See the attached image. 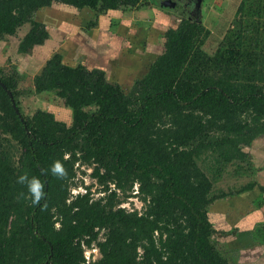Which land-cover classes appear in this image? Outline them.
I'll use <instances>...</instances> for the list:
<instances>
[{
	"label": "trees",
	"instance_id": "trees-1",
	"mask_svg": "<svg viewBox=\"0 0 264 264\" xmlns=\"http://www.w3.org/2000/svg\"><path fill=\"white\" fill-rule=\"evenodd\" d=\"M169 1L182 16L128 93L59 51L45 60L31 93L60 100L68 123L41 109L23 115L12 77L0 74V264H236L220 254L215 237L229 231L215 229L207 208L253 189L252 205L264 207L255 182L215 186L224 174L253 173L242 149L264 137V0H240L210 54L199 13L186 15L195 0ZM151 2L0 0V41L28 24L17 52L45 43L49 33L31 15L53 3L97 15ZM126 198L139 202L138 214L118 207ZM257 228L237 233L248 235L242 249L264 246ZM91 248L97 256L86 261Z\"/></svg>",
	"mask_w": 264,
	"mask_h": 264
},
{
	"label": "rangeland",
	"instance_id": "rangeland-1",
	"mask_svg": "<svg viewBox=\"0 0 264 264\" xmlns=\"http://www.w3.org/2000/svg\"><path fill=\"white\" fill-rule=\"evenodd\" d=\"M239 1L195 0V3L193 1L189 7L186 12L187 17L197 11L201 25L209 31V36L202 47L206 53H212L227 30L231 29V21ZM156 6L151 3L137 11H114L97 15L82 10L76 11L57 3L36 10L31 15V21L38 26L41 25L49 33L45 43L32 46L28 51L17 52L19 40L33 28L28 24L20 27L13 37H6L0 41V74L12 77L15 91L19 93L17 101L22 114L30 116L36 109H41L51 113L56 121L69 122V112L62 106L60 100L50 94L31 93L32 78L40 71L45 60L56 51L65 54L63 55L64 63L74 66L75 62L71 60L76 56V59L82 60L83 64L90 68L89 50L85 44V37L92 36L93 32L102 36L103 40L106 39L103 41L106 48L110 47H108V37L113 36L112 46L114 47L111 51L117 52H114L115 55L110 58V49L108 52L105 50L104 57L108 58L107 60L112 59L111 61L119 67L114 68V65L110 63H103L99 68L104 70L109 82L114 83L124 93H128L132 83L143 76L147 67L161 52V35L168 27L176 26L182 16L168 7ZM112 24H115L114 28ZM59 28H61L60 33H54ZM85 28L91 33H84ZM82 40L83 43H81ZM101 45L100 49L104 50L105 47L102 43ZM121 67L124 68L123 71ZM242 152L249 154L253 173L249 172L240 177L224 174L215 185L217 189L237 188L248 182H255L264 187V137L253 142L250 149L243 148ZM81 180L85 186L90 184V180L85 176H82ZM91 189L94 190V187L92 186ZM81 190L76 189L74 192L75 194L83 193ZM256 197H258V191L253 189L239 196L215 201L207 208L208 219L215 229L230 232H224L218 238L215 237L220 254L224 255L227 252L226 256L224 255L226 259H235L236 264H264V246L248 243L247 247L242 249L241 241L248 235L237 236L239 232H244L246 235L247 231L253 230L256 226L264 229V207L255 209L252 205ZM262 198L264 199V195ZM124 203H128L130 208L139 207V202L133 198H128ZM257 227L255 231H258ZM261 234L264 233L260 232L258 235ZM239 238L242 239L239 240Z\"/></svg>",
	"mask_w": 264,
	"mask_h": 264
},
{
	"label": "crops",
	"instance_id": "crops-1",
	"mask_svg": "<svg viewBox=\"0 0 264 264\" xmlns=\"http://www.w3.org/2000/svg\"><path fill=\"white\" fill-rule=\"evenodd\" d=\"M108 39H109V41H108V47L109 48H106L105 46H104V43H103V39L101 38V37H99V35L98 34H94V32H93V34H92V36H88L87 38L85 37V44H87L86 46H87V48H88V50H89V53H88V57H89V63H90V65H89V67L90 68H98V69H100L99 67H101V64H103V63H110L111 65H114L113 67L114 68H116V67H119V65H117L115 62L113 63V61H111L112 59H110V60H107L108 58H105L104 57V52H105V50H106V52H108V50L110 49V52H111V54H110V58H113V56L115 55V53L114 52H117V51H114V52H112L111 51V49H112V47H114V46H112L113 44H114V39H112V37H108ZM102 41V42H101ZM112 41H113V43H112ZM81 43H83V40H82V42ZM101 43L103 44V46L105 47L104 48V50L102 51L101 49H100V47H102V45H101ZM106 45V44H105ZM126 50V49H125ZM126 52V51H125ZM118 55H116V57H117ZM71 61H73V62H75V65H77V64H81V65H83V66H86V67H88L87 65H85V64H83V62H82V60H79V59H76V56H75V58L74 59H72ZM106 61V62H105ZM122 63H124V62H122ZM74 65V66H75ZM92 65V66H91ZM122 68V67H121ZM123 69L124 68H122L121 69V71H123ZM100 70H102V69H100ZM103 71V73H104V70H102ZM145 71V70H144ZM146 72H144V74H145ZM143 74V75H144ZM104 77H105V79H106V76H105V73H104ZM107 80V79H106ZM108 81V80H107ZM218 231H219V229H217ZM239 233H241V232H239ZM241 238H239V240H240Z\"/></svg>",
	"mask_w": 264,
	"mask_h": 264
},
{
	"label": "water",
	"instance_id": "water-1",
	"mask_svg": "<svg viewBox=\"0 0 264 264\" xmlns=\"http://www.w3.org/2000/svg\"><path fill=\"white\" fill-rule=\"evenodd\" d=\"M151 1H152L151 3H153V5H157V6H160V7H168V8L172 7L171 3H169L170 2L169 0L168 1L167 0L166 1H160V2L158 0H151ZM0 87H3V86L0 84ZM6 95H7L8 99H9V101H10V104H11V107H12L14 113L17 114V110H16V108L14 106V103H13V101L11 99L10 92L6 91Z\"/></svg>",
	"mask_w": 264,
	"mask_h": 264
},
{
	"label": "built area",
	"instance_id": "built-area-1",
	"mask_svg": "<svg viewBox=\"0 0 264 264\" xmlns=\"http://www.w3.org/2000/svg\"><path fill=\"white\" fill-rule=\"evenodd\" d=\"M78 190H81L80 188H77ZM76 190V189H75ZM74 189L73 190H70V194H75V191ZM82 191V190H81ZM128 203H124V204H121L119 205L120 208H128ZM97 256V251L96 249L94 248H91V249H87L83 252V257L84 259L87 261L89 258H92L94 259L95 257Z\"/></svg>",
	"mask_w": 264,
	"mask_h": 264
},
{
	"label": "clouds",
	"instance_id": "clouds-1",
	"mask_svg": "<svg viewBox=\"0 0 264 264\" xmlns=\"http://www.w3.org/2000/svg\"><path fill=\"white\" fill-rule=\"evenodd\" d=\"M135 192H136V186H133L132 191H131V194L134 195ZM133 199L136 200L135 198H133ZM121 204H124V203H121ZM121 204H120V205H121ZM140 206H141V205L139 204V207H138L137 209H136V208L134 209V210H136L137 214L139 213ZM118 207H119V205H118ZM119 208H120V207H119ZM123 209H125V208H123Z\"/></svg>",
	"mask_w": 264,
	"mask_h": 264
},
{
	"label": "flooded vegetation",
	"instance_id": "flooded-vegetation-1",
	"mask_svg": "<svg viewBox=\"0 0 264 264\" xmlns=\"http://www.w3.org/2000/svg\"><path fill=\"white\" fill-rule=\"evenodd\" d=\"M159 2L162 1V0H158Z\"/></svg>",
	"mask_w": 264,
	"mask_h": 264
}]
</instances>
